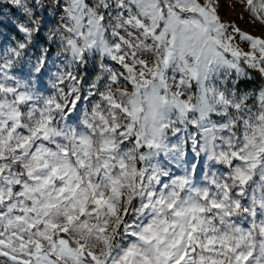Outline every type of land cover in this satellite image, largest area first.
I'll list each match as a JSON object with an SVG mask.
<instances>
[{
  "label": "snow or ice",
  "instance_id": "snow-or-ice-1",
  "mask_svg": "<svg viewBox=\"0 0 264 264\" xmlns=\"http://www.w3.org/2000/svg\"><path fill=\"white\" fill-rule=\"evenodd\" d=\"M221 6L0 2V264H264V31Z\"/></svg>",
  "mask_w": 264,
  "mask_h": 264
},
{
  "label": "rangeland",
  "instance_id": "rangeland-1",
  "mask_svg": "<svg viewBox=\"0 0 264 264\" xmlns=\"http://www.w3.org/2000/svg\"><path fill=\"white\" fill-rule=\"evenodd\" d=\"M0 2L8 4L10 3V0H0ZM233 3V0H221V9H220V15L225 21H233L234 23L237 24L238 27H240L244 31H250L254 35H259L261 31H264V29H259V28H253L252 25L246 22V20H241L239 19V13L241 11L240 8H236L233 10L232 8H229L228 5ZM7 32V30H4ZM43 42V41H41ZM89 72H91V69H89ZM91 76H89V79Z\"/></svg>",
  "mask_w": 264,
  "mask_h": 264
}]
</instances>
